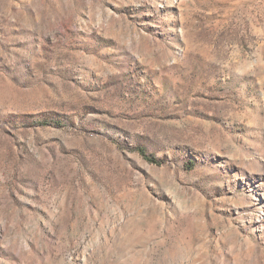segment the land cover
I'll use <instances>...</instances> for the list:
<instances>
[{
    "label": "rangeland",
    "instance_id": "obj_1",
    "mask_svg": "<svg viewBox=\"0 0 264 264\" xmlns=\"http://www.w3.org/2000/svg\"><path fill=\"white\" fill-rule=\"evenodd\" d=\"M0 264H264V0H0Z\"/></svg>",
    "mask_w": 264,
    "mask_h": 264
},
{
    "label": "trees",
    "instance_id": "obj_2",
    "mask_svg": "<svg viewBox=\"0 0 264 264\" xmlns=\"http://www.w3.org/2000/svg\"><path fill=\"white\" fill-rule=\"evenodd\" d=\"M139 153L148 161H154L153 158L145 155V153L143 152V150L139 149Z\"/></svg>",
    "mask_w": 264,
    "mask_h": 264
}]
</instances>
